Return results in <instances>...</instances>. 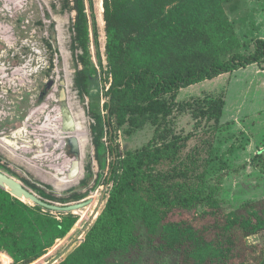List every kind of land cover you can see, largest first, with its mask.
Here are the masks:
<instances>
[{
	"label": "trees",
	"instance_id": "trees-1",
	"mask_svg": "<svg viewBox=\"0 0 264 264\" xmlns=\"http://www.w3.org/2000/svg\"><path fill=\"white\" fill-rule=\"evenodd\" d=\"M200 5L209 7L210 2L103 0L105 53L112 83L105 93L104 117L100 113L94 116L93 134L97 145L104 131L108 137L112 159L105 183H111V188L84 241L57 264H107L114 253L136 250L140 242L136 234L138 222L148 233L146 246L164 253L177 250L180 264L217 260L225 264H264V252L246 242L247 237L264 230V200H245L235 212L223 211L215 198L219 186L209 188L205 183L210 164L205 142L185 152L187 140L196 132L172 135L161 143L129 150L124 156L117 153L115 126L126 124L125 132L130 133L147 122L159 125L170 114L181 88L264 61V38L254 40L253 52H242L231 21L202 10ZM193 6L194 16H174ZM74 8L75 44L87 67L89 23L84 0H75ZM91 26L95 56L101 65L93 13ZM157 39L159 48H151ZM193 100L197 116L219 122L222 97ZM30 186L40 197L56 200L43 189ZM80 198L73 194L68 199ZM204 205L209 208L190 222L167 220L174 210ZM77 220L73 213L54 214L0 187V256L9 264L37 262L56 240L72 230Z\"/></svg>",
	"mask_w": 264,
	"mask_h": 264
},
{
	"label": "rangeland",
	"instance_id": "rangeland-1",
	"mask_svg": "<svg viewBox=\"0 0 264 264\" xmlns=\"http://www.w3.org/2000/svg\"><path fill=\"white\" fill-rule=\"evenodd\" d=\"M209 2V7H199L227 17L240 40V50L253 52L254 40L264 38V0ZM84 4L89 23L87 67L82 62L81 49L75 44V0H0V171L33 192L30 185L56 197L49 201L59 204L89 198L92 203L95 201L86 218L64 238L56 240L41 260L33 264H57L73 252L84 241L111 188V183H105L112 159L108 137L104 131L97 145L93 134L94 116L100 113L104 117L105 93L112 83L105 53L103 0H84ZM91 13L96 20L101 65L95 56ZM195 13L193 6L175 12L174 16L192 17ZM159 44L157 39L151 48H159ZM62 89L67 95L65 105L71 113L83 112L88 131V141L78 156L84 172L78 184L70 187H61L64 175L59 170L65 156L73 157L69 145L66 152L48 146L58 142L54 135H69L64 128L62 134L55 129L60 120L63 123L60 108L64 102L59 100ZM218 97L224 100L218 123L197 116L194 98ZM127 128L126 124L115 126V144L120 156L148 143H161L172 135L196 132L187 140L185 152L196 143L205 142L210 160L205 183L209 188L219 186L215 198L223 211L235 212L237 205L245 200H264V61L181 88L170 114L161 124L147 122L130 133L125 132ZM73 194L81 198L70 201L68 198ZM91 204L73 214L79 218ZM208 208L204 205L192 210H174L167 220L185 224ZM136 234L140 240L137 249L114 253L107 264H180L177 250L164 253L146 246L148 233L140 222ZM246 242L258 252H264V230L247 237ZM0 264L9 263L0 256ZM202 264L225 263L217 260Z\"/></svg>",
	"mask_w": 264,
	"mask_h": 264
},
{
	"label": "water",
	"instance_id": "water-1",
	"mask_svg": "<svg viewBox=\"0 0 264 264\" xmlns=\"http://www.w3.org/2000/svg\"><path fill=\"white\" fill-rule=\"evenodd\" d=\"M65 83L66 82L64 80H60L61 85H65ZM66 97V92L64 89H62L59 94V100L64 102L60 108L63 116V127L67 133H71L75 130L76 125L74 116L70 112L69 108L65 105ZM67 145H69V153L73 155L71 170L68 177L70 179H73L77 177L80 171L83 169L81 162L78 160L81 148L78 140L73 136H68ZM0 187L8 190L12 195L19 199H21L19 196H23L29 203L34 205L37 204L47 210H50L51 212H62L65 214L69 212L74 213L75 211H78L92 203V199L90 198L69 204H59L54 201L46 200L32 190L25 187L20 181L14 179L12 176L2 171H0ZM21 200L27 202L23 199Z\"/></svg>",
	"mask_w": 264,
	"mask_h": 264
},
{
	"label": "bare ground",
	"instance_id": "bare-ground-1",
	"mask_svg": "<svg viewBox=\"0 0 264 264\" xmlns=\"http://www.w3.org/2000/svg\"><path fill=\"white\" fill-rule=\"evenodd\" d=\"M103 17V16H102ZM103 19V18H102ZM102 23V22H101ZM105 43V42H104ZM67 72V71H66ZM50 96V95H49ZM72 115L74 116V120H75V125L76 128L73 132L69 133L68 136H73L78 140V143L80 145L81 151L85 148L86 146V142L88 141V131L85 127V119H84V115L83 112H79V113H72ZM63 123H60L56 126V133L58 134H62L63 131ZM67 136V135H66ZM67 137H61L59 135H54V138H58V142H53L48 146H53L55 149H59L62 150L63 152H66L65 148L67 145ZM52 142V141H51ZM53 148V149H54ZM82 153V152H81ZM65 156V153H64ZM35 157V156H34ZM73 157H66L65 159H63V165H59V170L63 171V179L61 181V187H70L73 185L78 184L79 180L81 179L83 172H84V168L80 171V173L78 174L77 177L70 179L68 177L69 172L71 170V163H72ZM61 162V163H62ZM58 170V169H57ZM65 189V188H64ZM14 194V193H13ZM21 199H23V196H19ZM25 199V198H24ZM95 201L89 206L87 207L83 213L80 215V217L78 218L77 222L75 223V225L72 227V230L74 229V227L79 224L80 222H82L86 216H87V210L94 205ZM95 207V206H94ZM59 240V239H58ZM61 240V239H60ZM35 263V262H34ZM33 264V263H32Z\"/></svg>",
	"mask_w": 264,
	"mask_h": 264
},
{
	"label": "crops",
	"instance_id": "crops-1",
	"mask_svg": "<svg viewBox=\"0 0 264 264\" xmlns=\"http://www.w3.org/2000/svg\"><path fill=\"white\" fill-rule=\"evenodd\" d=\"M221 76V75H220ZM219 77V76H218ZM202 82H204V81H202ZM194 85H197V83L196 84H193V85H190V86H194Z\"/></svg>",
	"mask_w": 264,
	"mask_h": 264
}]
</instances>
